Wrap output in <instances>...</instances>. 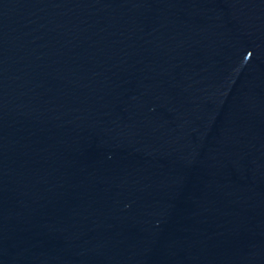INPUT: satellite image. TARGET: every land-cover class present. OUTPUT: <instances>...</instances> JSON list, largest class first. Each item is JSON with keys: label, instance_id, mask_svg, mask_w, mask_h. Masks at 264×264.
I'll return each mask as SVG.
<instances>
[{"label": "water", "instance_id": "obj_1", "mask_svg": "<svg viewBox=\"0 0 264 264\" xmlns=\"http://www.w3.org/2000/svg\"><path fill=\"white\" fill-rule=\"evenodd\" d=\"M0 264H264V0H0Z\"/></svg>", "mask_w": 264, "mask_h": 264}]
</instances>
